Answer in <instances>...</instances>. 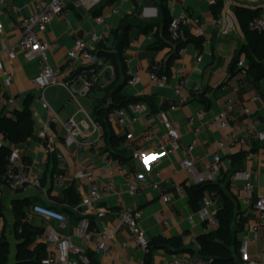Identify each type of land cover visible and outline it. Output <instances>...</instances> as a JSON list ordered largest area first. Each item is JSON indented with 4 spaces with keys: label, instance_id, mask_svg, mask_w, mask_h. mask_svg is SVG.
Wrapping results in <instances>:
<instances>
[{
    "label": "crops",
    "instance_id": "obj_1",
    "mask_svg": "<svg viewBox=\"0 0 264 264\" xmlns=\"http://www.w3.org/2000/svg\"><path fill=\"white\" fill-rule=\"evenodd\" d=\"M106 1L100 0L97 5L92 6V0H89L80 7H73L68 21L56 18L41 34L43 40L59 44V48L50 53V64L55 69L66 64L68 52L74 47L76 38L89 42L90 34L93 32L104 36L103 44L109 56L105 60V67L94 77L97 87L88 95L81 94L84 88L82 80L72 83L73 89L79 93L76 98H73L70 90L63 85L50 86L42 94L34 83L40 73L37 62H28L21 52L17 53L16 61L12 65L5 60L4 70L0 74V117L8 112L5 102L10 97L17 99V105L11 111L22 109L27 98H30L35 133L27 143L19 145V149L25 162L31 166L35 176L42 183L41 188H29L18 193L10 192L0 183V197L4 199L5 206V219L0 222V236L5 234L10 244L8 264H14L16 258L15 220L11 206L14 199L28 200L31 203L27 214L38 204L65 212L69 218V227L61 232L62 235L70 237L77 251L85 249L82 238L77 234L81 218L75 214V207L71 206L68 193L69 190L75 191L79 197V205L87 194V184L76 177V173L82 168L95 173L102 189L113 179L116 183V192L120 194L105 198L96 206L98 211H105V217L99 218L96 215L89 217L93 236L87 254L95 253V246L101 241V233L114 232L118 225V212L121 206L143 212L141 228L150 242L156 238L178 237L183 240L186 249L191 248L194 251L199 249V238L208 234V231L200 212L192 211L188 194L181 196L174 192V199L169 204H165L160 192L152 188H145L137 197H130L126 193L125 177H111L105 162V157H109L107 153L109 145L103 137L105 133L123 137L124 141L119 149L131 152L142 141L146 129L154 130L158 136L164 133L158 114L160 111H168L169 107L178 101L175 90L181 82H184L182 94L187 103L176 112L169 113L170 119L180 125V148L169 157L164 156L162 151L159 153L160 173L164 180L162 189L165 192L172 191L173 185H183L187 181L181 163L186 147L195 138L199 144L194 156L200 172L211 164L216 143L229 139L228 133L210 128L209 123L225 111L230 101L234 102V111L230 118L237 128L239 137L244 136L251 126H254L258 133L264 134V81L259 90L246 78L241 81L237 63L242 59L247 61L244 49L248 46L235 16L237 7L261 10L264 14V0H216L222 1L224 5L223 12L218 17L213 13L215 6H210L208 0H127L125 3L114 0L113 3L104 6ZM115 7L119 10L117 15L113 14ZM166 12L173 19L185 14L191 20L200 21L198 25L192 21L185 28L186 45L182 54L176 53L177 45L170 41H165L163 49H151L158 38L164 39ZM31 13L29 0H0V26L4 32L1 35L2 46H11L19 40L20 22ZM101 15L106 16L109 29L97 24L96 19ZM139 24L149 25L154 30L148 35H143L136 27ZM198 28L203 31L201 38L196 37ZM124 38H127L128 45L121 51ZM198 39L204 42L201 51L195 44ZM199 54L202 61L197 59ZM235 61H237L235 74L232 75L231 68ZM154 67H158L161 73L169 76L166 87L157 88L151 82L150 74ZM8 75L12 76L10 83L7 81ZM133 75L140 77V83L128 86L127 82ZM115 83V89L107 94L105 88ZM239 83H242L240 87ZM118 90L128 98H147L149 101L142 104L148 109L135 125L121 126L117 119L113 118L108 119L104 129L94 113L97 101L107 97L108 108L111 95ZM42 95L59 119V123L53 127V135L46 142L38 137L39 130L46 120V113L42 110L39 100ZM257 96L261 97L259 102L254 101ZM246 109L251 111L250 116L245 113ZM200 111H205L206 115L203 120L197 122V125L202 127V133L197 137L189 127L188 119ZM69 120H74L78 125L80 135L76 140H69L66 134L65 124ZM129 134L133 135L131 140L127 139ZM82 142L86 146L78 149L77 144ZM1 145H5L2 137ZM162 145L164 146V143ZM263 145L264 141L260 140L246 149H237L227 156L223 155V168L217 179L225 182L223 187L230 184V192L237 198L240 210L247 218L245 232H251L259 225L254 203L260 197H264V155L261 152ZM143 149L150 155H155L147 145ZM240 152L246 153L242 172L252 173L254 192L250 200L240 198L243 184L230 172L231 156ZM124 167L131 174L145 173V164L138 160H133ZM66 172L69 174L65 181L61 185L55 184V178ZM215 203L217 204V201ZM29 224L42 230L39 243H45V235L50 228H57L56 223L38 216H32ZM107 243L115 249L108 257L96 254L99 264H139L147 260L148 264H157L170 255L164 250H158L147 257L148 253L134 244L126 229L112 236ZM124 243L128 244L126 249H122ZM53 248L47 246V251L50 252ZM240 252L247 264H264V237L255 244L242 243ZM75 260L74 253L66 259L70 262Z\"/></svg>",
    "mask_w": 264,
    "mask_h": 264
},
{
    "label": "built area",
    "instance_id": "obj_2",
    "mask_svg": "<svg viewBox=\"0 0 264 264\" xmlns=\"http://www.w3.org/2000/svg\"><path fill=\"white\" fill-rule=\"evenodd\" d=\"M88 1L89 0H29L32 13L30 16L21 20V35L15 44L11 46L1 45V35L4 32L0 26V74L4 70L5 60L12 65L16 61L17 53L21 52L28 62H37L39 65L40 73L34 83L42 94L43 91L50 86L63 85L70 90L73 98H76L79 93L73 89L72 83L77 80L84 81V88L81 94L88 95L94 91L97 87L94 77L97 76L106 65L105 60L98 62L95 56L97 47L103 42L104 36L100 33L93 32L90 34L89 42H86L82 38H76L74 47L68 52L66 64L58 69L51 66L50 53L57 50L59 44L47 42L43 40L41 36L42 32H44L47 26L56 18H63L68 21L72 8L80 7ZM99 2L100 0H92L91 5L95 6ZM121 2L125 3L127 0H121ZM208 3L210 6H216L217 1L208 0ZM113 14H119V10L116 7L113 9ZM106 19L104 15L97 17V24L103 28L109 29ZM192 21L197 25L200 23L199 20H191L185 14L172 20L168 32L173 44L185 40V28ZM249 30L252 33L264 32V14L251 20L249 23ZM202 36L203 31L201 28H198L196 37L201 38ZM182 53L183 49L178 54ZM197 59L198 61H202V56L199 54ZM237 68L239 69L241 81L245 80V78H247L248 62L245 59L239 60ZM150 80L157 88H164L168 85L169 76L161 73L158 67H154L153 72L150 74ZM7 81L8 83L12 81L11 75H8ZM139 83L140 77L138 75H133L131 79L128 80L127 85L136 86ZM241 84L242 83H239L238 86L240 87ZM183 87L184 82H181L175 90L178 101L171 105L168 111H160L158 114L161 125L164 128V133L158 136L154 130L146 129L142 141L138 144V147L132 151L133 160H138L145 164V173L137 172L131 174L126 170L124 165H121L117 161H112L109 157H105L110 176L125 177L127 186L126 193L130 197H137L145 188H152L160 192V197L165 204H169L174 199V192L178 195L186 196L188 190L195 186L205 182L217 181L223 168V155L227 156L237 149H246L257 141H264V134L258 133L254 126L249 127L244 136L239 137L237 135V128L233 125L230 118L231 113L234 111V102L230 101L225 111L212 119L209 123L210 128L228 133L229 139L227 141L221 140L216 143L211 164H209L203 172H200L197 168V161L194 156V151L199 144L198 139L195 138L186 147L185 156L181 163L182 169L187 176V181L183 185H173L172 191L165 192L162 189L164 180L160 173L161 158L159 153L162 151L164 156L169 157L173 156L180 148V125L170 119L169 113L176 112L186 105L187 100L182 94ZM236 92H238V88ZM39 100L42 110L46 113V120L39 130L38 137L41 141L46 142L49 137L53 135V127L59 123V119L44 100L43 95ZM260 100V96L254 98L255 102H259ZM16 105L17 99L14 97H10L5 102V108H7L8 112H11ZM147 109L146 105L142 103L133 104L129 106L128 109H114L108 115V119L116 118L121 126H132L139 122L140 116L143 115ZM245 113L249 116L251 115L249 109H246ZM205 115V111H200L195 116H191L188 119V125L197 137L202 133V127L198 126L197 122L203 120ZM65 131L69 140H76L80 135L78 125L74 120H69L65 124ZM132 138V134L127 136L128 140ZM163 143L164 146L162 145ZM6 145L10 149V154L7 157L6 169L0 177V182L4 187L12 193L24 192L29 188H41V180L35 176L31 166L25 162L19 146L14 143H7ZM146 145L155 155H150L149 152L143 149ZM85 146L86 144L84 142L77 144L78 149H83ZM261 152L264 155V145ZM68 174L69 173L66 172L58 175L55 178V184L61 185ZM76 177L88 186L87 194L82 198L80 205L74 208L75 214L81 218L77 234L82 238L85 249L77 251L70 237L62 235L61 232L69 227V218L67 214L44 205H35L27 214L26 221L28 223L32 216H38L57 224V228H50L45 235L46 245L53 246L54 248L52 251L48 252V256L42 264H88L87 249L90 247L93 236L89 217L92 215H96L99 218L105 217V211H98L96 206L105 198L112 195L120 196V194L116 192V183L113 179L108 181L102 189L95 173L91 170L82 168L76 173ZM235 179L243 184L240 198L243 200H250L254 192L252 173H237ZM214 197V194L208 195L200 211L201 219L206 225L208 233L216 231L219 228V220L217 218L218 208ZM254 210L258 215L259 225L251 232H243L241 235V242L244 245L255 244L261 237H264V197H260L254 203ZM142 220L143 212L141 210L121 206L118 212L117 227L112 234L108 232L100 234L101 241L95 246V254L104 257L111 256L115 248L112 249L107 242L122 229L128 231L134 244L143 252L148 253L150 241L141 228ZM127 247V243L122 245V249H126ZM71 253H74L76 256L74 262L66 261ZM139 264L148 263L142 261ZM157 264H209V261L198 255L172 253L167 259Z\"/></svg>",
    "mask_w": 264,
    "mask_h": 264
},
{
    "label": "trees",
    "instance_id": "obj_3",
    "mask_svg": "<svg viewBox=\"0 0 264 264\" xmlns=\"http://www.w3.org/2000/svg\"><path fill=\"white\" fill-rule=\"evenodd\" d=\"M114 0H107L104 6L113 3ZM102 7V10L104 9ZM224 9L222 1H218L213 9V13L218 17ZM263 15L261 10H251L244 7H237L235 9V16L240 24L241 30L246 38L247 48L244 49L246 59L248 62L247 68V81L256 89H260L261 83L264 81V32L252 33L249 30V23L254 18ZM173 18L166 12L165 19V33L164 39H157V42L151 47L152 50H160L165 47V41H170L168 32L170 23ZM139 33L148 35L150 31L154 30L149 25L139 24L136 26ZM172 43V42H171ZM198 50H202L204 42L201 39L195 42ZM128 45L127 38H124L121 44V51ZM176 53H179L185 48V40L176 43ZM106 47L101 42L97 47L95 53L97 61L106 60L108 54ZM232 65L231 74H235V65ZM168 73V70L166 71ZM116 83L113 86L105 88L108 94L114 90ZM27 98L23 108L11 112H5L0 117V137L3 138L5 145L0 146V177L7 166V157L10 154V149L7 143H14L16 145H23L34 137L35 121L31 111L29 100ZM148 102L147 98H128L122 95L121 90L115 91L111 95L110 104L107 106V97L98 100L94 113L97 116V121L106 129V122H108V115L114 109H128L133 104ZM109 145L110 159L119 162L121 165H129L133 161L132 152L129 150H120L119 147L124 141L123 137H116L113 134L105 133L103 136ZM246 159V153L240 152L231 156V173L235 176L237 173L242 172V165ZM1 183V182H0ZM225 182L220 179L216 182H205L201 185L195 186L188 190L187 194L190 199V206L194 213L201 211L205 198L208 195L214 194L215 201L218 204L217 218L219 220V228L216 231L209 232L208 234L199 238V249H186L181 238H156L149 244L148 256L158 250H164L170 254L189 253L198 255L209 261V264H247L243 261L241 255V240L240 236L245 231L246 217L245 213L240 210L238 200L230 192V184L223 187ZM70 204L73 207H78L79 197L74 190H69ZM31 203L28 200L14 199L12 201V213L14 216V235L17 242L16 258L14 264H42L47 258L48 251L44 242H38L42 235V230L31 226L27 221V209ZM59 211V210H58ZM63 212V211H62ZM65 213V212H63ZM5 219V206L4 199L0 197V222ZM10 257V244L5 234L0 236V264H8ZM88 264H99L95 253L87 254ZM147 263L148 260H147Z\"/></svg>",
    "mask_w": 264,
    "mask_h": 264
}]
</instances>
